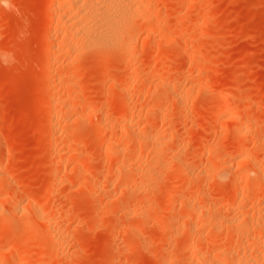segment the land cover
<instances>
[{"label":"rangeland","instance_id":"rangeland-1","mask_svg":"<svg viewBox=\"0 0 264 264\" xmlns=\"http://www.w3.org/2000/svg\"><path fill=\"white\" fill-rule=\"evenodd\" d=\"M66 1L0 0V264H264V0Z\"/></svg>","mask_w":264,"mask_h":264},{"label":"bare ground","instance_id":"bare-ground-1","mask_svg":"<svg viewBox=\"0 0 264 264\" xmlns=\"http://www.w3.org/2000/svg\"><path fill=\"white\" fill-rule=\"evenodd\" d=\"M76 1L75 3L77 4L75 6L74 2H71V0H67L66 2H64L65 4L73 3L71 5L76 8L75 12L72 13V11H70L71 13L69 15L68 13H66L68 15L66 21H70V23L68 22V24H71L72 26L75 25V28H78V30L76 31L78 33H81L80 35L82 37L84 36L85 39H89L91 37V34H96L103 38H105V36L109 37L112 34H116V32L119 31V28L117 29V26L120 27L119 24H122V22L126 20L128 21L130 19L129 15L132 14L134 9L132 3L135 2L133 1L131 3L132 0L130 2H128L129 0H81L82 3L80 0H78L77 2ZM71 9L68 8V11ZM62 16L65 17V15ZM91 39H89V41H91ZM131 49L132 48L129 47L128 52H130ZM225 111L226 113L227 111H231L229 105L226 106ZM239 225L240 224L238 223V226ZM260 252L261 251H259V253ZM246 261L247 260H245L244 264H246Z\"/></svg>","mask_w":264,"mask_h":264}]
</instances>
